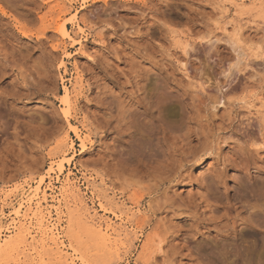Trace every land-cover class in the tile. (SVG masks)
Returning <instances> with one entry per match:
<instances>
[{
  "label": "rangeland",
  "instance_id": "1",
  "mask_svg": "<svg viewBox=\"0 0 264 264\" xmlns=\"http://www.w3.org/2000/svg\"><path fill=\"white\" fill-rule=\"evenodd\" d=\"M246 4L0 0V214L41 178L57 206L68 178L98 217L118 225L101 201L132 221L104 240L64 209L62 240L87 264H264V0ZM54 259L29 239L2 264Z\"/></svg>",
  "mask_w": 264,
  "mask_h": 264
},
{
  "label": "bare ground",
  "instance_id": "2",
  "mask_svg": "<svg viewBox=\"0 0 264 264\" xmlns=\"http://www.w3.org/2000/svg\"><path fill=\"white\" fill-rule=\"evenodd\" d=\"M218 1L221 2V5L225 7L227 6L228 9L230 8L231 5L234 7H239L242 10L244 6L247 5L246 3L250 0H218ZM72 21L73 24L77 26L76 30L79 31L80 34H84L85 33L84 28H82L77 21V14L73 15ZM60 35L63 39L71 41L72 44L75 45L77 44L79 46L82 45L81 42L79 40H75L72 36V33L68 32V30L64 27H62V29L60 30ZM237 35L238 34H236V36ZM232 37L230 38L232 39ZM239 55H241V53ZM61 96H62V99L60 101L61 113L65 116L67 112L66 110L67 106L69 105L70 102L69 89L64 87ZM67 124L69 126V130L77 138L79 142V147L81 148V150L82 149L84 150L90 141L89 137L82 136L79 128L69 123V121H67ZM70 159H68L65 163H70ZM63 168H64V164L60 163L57 171L61 173ZM42 183H43V179L41 178L37 182L34 188L29 189L28 193L26 192L25 187L23 186L20 190H17L12 194H8L4 196V198L2 199V203L6 204L7 201L13 202L19 197V199L16 201V204L11 205L12 211L9 216L6 217L2 213L0 214V223L4 219H7L8 217H12L10 219L11 227L10 226L9 227L12 228L11 233L13 232L15 233L14 236L11 237L9 240H3V241L0 240V264L3 263V258L6 253L12 252L16 247H20V245H22V242H26L29 239H31V242L34 243L37 247L39 246L45 248L46 250H49L52 253L53 258L61 260L62 263L64 264H76V260H78L80 264H87L86 260H84L83 257H81V255L79 256L77 250L74 249L71 243H69L68 246L65 245L64 241L62 240L65 238V236L61 235L62 232H60L58 229L61 218L65 216L63 215V210L69 208L70 206L74 207L75 211L77 213L79 212V215L82 216L83 219H85L90 224L91 228L94 231L101 234L100 237H102L104 240H111L112 238H114L115 241H118L119 238L125 233V231H127L128 227L132 226L131 218H129L126 215L117 214L115 211L107 208L101 201L98 205L99 207L98 212L102 213L103 215L113 216V218L118 221V225L114 226L107 220L102 219V217H98L97 212L87 207L84 197L83 195L80 194V191L76 186V183L70 181V179L68 178L62 184V189L60 191L61 198L57 200L56 202L57 206L56 205L50 206L48 205L49 202L48 197L43 192L44 190L40 193V188H41L40 186ZM93 188H96V186H93ZM1 230L3 229H0V235H1ZM67 247L71 249V251L73 252L72 254H67V251L65 252V249ZM28 250L34 251L33 248H29Z\"/></svg>",
  "mask_w": 264,
  "mask_h": 264
}]
</instances>
